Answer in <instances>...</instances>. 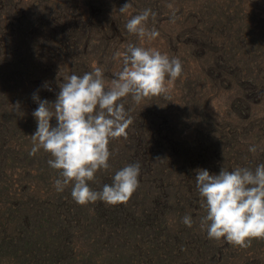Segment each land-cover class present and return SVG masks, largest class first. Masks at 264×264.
Instances as JSON below:
<instances>
[{
	"label": "rangeland",
	"instance_id": "rangeland-1",
	"mask_svg": "<svg viewBox=\"0 0 264 264\" xmlns=\"http://www.w3.org/2000/svg\"><path fill=\"white\" fill-rule=\"evenodd\" d=\"M145 9L153 40L125 27ZM129 43L178 58L182 73L165 96L121 101L127 138L111 140L110 167L89 186L139 163L129 201L81 206L71 186L56 191L50 155L29 154L33 96L54 103L69 76L97 66L110 81ZM260 164L264 0H0V264H264V239L241 248L208 237L195 181L197 169Z\"/></svg>",
	"mask_w": 264,
	"mask_h": 264
},
{
	"label": "clouds",
	"instance_id": "clouds-1",
	"mask_svg": "<svg viewBox=\"0 0 264 264\" xmlns=\"http://www.w3.org/2000/svg\"><path fill=\"white\" fill-rule=\"evenodd\" d=\"M129 8L130 2L119 11L124 13ZM150 16L155 17L150 9L132 16L126 30L144 40L155 39L159 32L148 27ZM115 56L120 58L122 67L110 81L105 80L104 70L97 66L82 76H69L59 87L54 103L33 96L38 103L32 114L37 128L31 136L33 147L29 154L41 150L48 153V165L59 173L54 181L56 191L63 192L71 186V197L81 206L97 201L108 205L129 201L139 187V163L116 171L112 183L104 184L99 191L89 186L98 171L110 167L111 140L127 138L132 119L121 101L130 96L140 103L146 98L165 96L168 85L182 73L178 58L155 48L129 43ZM53 118L55 126L50 123ZM256 150L255 146L249 148L253 153ZM195 181L201 207L206 210L200 226L210 239H224L241 248L250 247L252 240L264 239V164L254 170L221 168L218 175L197 169ZM182 222L187 227L193 225L188 215Z\"/></svg>",
	"mask_w": 264,
	"mask_h": 264
}]
</instances>
